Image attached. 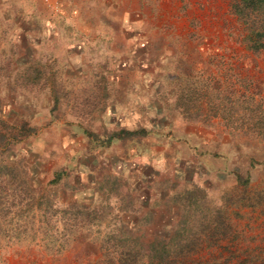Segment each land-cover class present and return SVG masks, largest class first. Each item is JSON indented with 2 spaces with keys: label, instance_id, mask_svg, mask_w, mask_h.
Returning a JSON list of instances; mask_svg holds the SVG:
<instances>
[{
  "label": "rangeland",
  "instance_id": "obj_1",
  "mask_svg": "<svg viewBox=\"0 0 264 264\" xmlns=\"http://www.w3.org/2000/svg\"><path fill=\"white\" fill-rule=\"evenodd\" d=\"M232 3L0 0V264H120L173 232L176 264H264V141L237 105L264 107V48ZM26 63L43 79L10 81Z\"/></svg>",
  "mask_w": 264,
  "mask_h": 264
},
{
  "label": "trees",
  "instance_id": "obj_2",
  "mask_svg": "<svg viewBox=\"0 0 264 264\" xmlns=\"http://www.w3.org/2000/svg\"><path fill=\"white\" fill-rule=\"evenodd\" d=\"M232 13L238 18V20L244 25V28L247 32L244 41L247 47L255 52L264 48V0H233L231 5ZM36 67L34 64H28L24 71L21 74L16 76L17 80L19 79L22 83H27L35 80L36 82L39 79H43L42 70H33L32 68ZM38 69V68H37ZM37 72V74H36ZM41 72V73H40ZM35 74V75H34ZM48 80V86L51 87L52 76H45ZM237 105L241 109L240 119L242 126L246 127V130H243L244 134H249L253 137L264 141V107L260 103L252 101L250 98L237 99ZM239 119V118H238ZM239 119V120H240ZM229 123H232L228 119ZM240 123V124H241ZM26 127L21 125L20 129L24 130ZM26 130V129H25ZM146 133L144 130H124L119 129L106 136V140L110 141L112 139L122 140V139H133L138 136H144ZM88 137L91 134H87ZM12 178V177H9ZM236 180L242 186H245L248 182V178H243L240 174L236 175ZM14 181V179H13ZM19 184L24 182L18 179ZM19 191L22 189L27 190L26 187L22 185L18 186ZM29 190V189H28ZM27 190L28 195H33V192ZM39 194V193H38ZM37 196H31L32 201L25 204V210L31 212L32 205H36V210L42 212L39 215V219L44 220L45 215L44 211L41 208L44 200L48 198L45 193H41ZM189 196V195H188ZM190 196L195 197V195L190 194ZM46 208H48L46 206ZM26 213L24 209H21V214ZM32 213V212H31ZM73 214V212H72ZM76 214V213H75ZM34 213H32L31 218H33ZM177 231V230H176ZM23 232V230L17 231L18 234ZM46 232V231H45ZM70 235H76V231H69ZM174 233V234H173ZM169 237H167L163 242H154L150 241L146 244V248H143L138 243L131 241L130 252L128 254V261L120 264H176L175 256L182 252V241L181 239L175 240V232H173ZM122 234V233H120ZM119 234V235H120ZM118 235V236H119ZM129 238V237H128ZM110 239H114L113 236H110ZM134 240L133 238H129ZM186 239V238H185ZM116 239H114L115 241ZM166 241V242H165ZM116 242H118L116 240ZM177 242V244L175 243ZM179 243V244H178ZM186 244V243H185ZM176 245V246H175ZM182 248V249H181ZM133 250V251H132ZM145 256L146 261H140V257ZM125 258V257H124ZM139 258V259H138ZM139 260V261H138Z\"/></svg>",
  "mask_w": 264,
  "mask_h": 264
},
{
  "label": "crops",
  "instance_id": "obj_3",
  "mask_svg": "<svg viewBox=\"0 0 264 264\" xmlns=\"http://www.w3.org/2000/svg\"><path fill=\"white\" fill-rule=\"evenodd\" d=\"M72 50H73L74 52L76 51L75 48H73ZM76 52H77V51H76ZM27 65H28V64L26 63V64L21 65V67H26ZM17 68H18V67H17ZM16 76H17L16 73H15V74H14V73H11V76H10L11 78H9V80L12 81V82L14 83V79H17V78H15ZM15 81H16V80H15Z\"/></svg>",
  "mask_w": 264,
  "mask_h": 264
}]
</instances>
